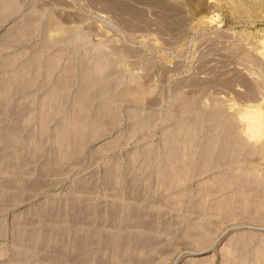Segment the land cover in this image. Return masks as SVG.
<instances>
[{
  "label": "rangeland",
  "instance_id": "1",
  "mask_svg": "<svg viewBox=\"0 0 264 264\" xmlns=\"http://www.w3.org/2000/svg\"><path fill=\"white\" fill-rule=\"evenodd\" d=\"M112 1L124 4L125 8L137 10L140 14L133 16L128 10H120L105 0H7V2L0 0V79L18 73L22 74L21 78H17L18 80L15 78L16 84L8 85L11 86L9 93L13 94H9L0 101V132L6 130L13 121H21L23 125L19 136L16 138L18 141L16 146L10 144L12 145L11 148L2 150V152L0 150V264H73L68 259L62 258L60 260V257H53L48 260V258H44L43 251L40 256L37 255V259L34 255L25 254L26 249L22 251L25 255L19 253L29 246L27 241L15 240L14 234L16 228L28 225L29 222L26 223L21 220L22 217L24 218V214L25 217L31 215L37 217L41 213L42 206L51 202H54L55 208L58 207L61 211L72 210L71 206L75 199L86 201L92 206L97 204L101 208L115 200L134 202L142 206L143 210L147 209L151 214L153 213L152 217L157 216V218L155 217V225L156 223L162 224L159 229L157 226L155 230H151V232L160 230L154 232L155 234L152 233L151 239L156 240L158 245L155 242H152L154 244L148 242L149 249H145V253L141 252L140 249L142 248L138 247L137 250L135 246L134 249L136 250L131 249V253L136 252L137 255L134 253L132 255L137 258L130 256L133 259L127 256L125 251H123L124 254L118 251L120 255L114 252L115 257L114 254H111L113 255L111 257L105 252L109 256L108 259L111 258V262L107 263L106 260V264L117 263V257H120L118 263L121 264H127L126 262L136 264L137 262L133 261L135 259L138 262L143 261L142 264H149V262H151L150 264H190V261L197 259V257H202L201 264H255L257 259L261 260L256 264H261L262 259L264 260L261 253L264 249L262 246L264 244V211H261L264 208V202L263 204L260 202L258 195H256V189L260 190L264 186V0ZM89 55L93 57L99 55L98 58L102 56L97 58L98 61H95L96 58H94V61L105 63L104 91L110 87L104 92L105 95H101L100 98L97 95L96 98L91 94L90 99L94 104L103 98L105 101L108 99V101L104 110H98L99 106L92 105V108L81 118H79L80 112H78V119L72 101L75 102L74 97L82 86V77L79 76V73L81 74L82 64ZM48 61L53 62L55 66L47 68ZM97 63L95 65L99 68L100 64ZM68 69L73 80L66 90L69 95L66 91L62 93L66 94L67 100H62L58 110L56 107L55 109L49 108L52 113L53 110H56V114L53 113L55 116L49 118V126L47 124L46 129H44L45 127L40 128V124L38 126L36 124L37 108L41 107V103H44L45 98L52 91L51 89L59 83ZM31 75L35 76V79ZM29 79L31 80L29 81ZM24 86L25 88L21 89ZM190 99L198 107L186 110L190 103L193 105ZM42 110L39 111L40 114L43 112ZM197 114L200 116V119L197 120L200 124L190 120L192 118L197 119ZM182 120L189 121L186 124ZM174 121L182 122L183 125L185 123V127L189 125L187 130L196 128L193 125L197 123L195 125L200 131L198 133L200 134L199 138H194L196 140H192L195 141L194 143L190 141L192 144L189 142L188 145L186 144L187 146L181 148L182 156L187 160H175L176 166L173 164L175 168L177 167L176 170L180 169L178 171L181 173H183L181 171L183 168H187V170L196 171L195 174L192 175L194 171L189 170L187 172L189 174H185L186 176L190 175V177H184L185 174L183 173L181 176L183 179L186 178L185 182L181 181V177H178L177 183L179 185L176 184L177 186L168 189L161 188L146 192L142 188V192H145L146 196L145 201L140 198L141 196L135 199L129 193H126L125 197L123 195L122 198L117 197L119 195L116 194L117 189L122 187L124 181L121 178L117 182L108 183L105 178L106 171L114 169L115 171L126 170L133 173L142 171L143 167L155 168L157 160L154 163L153 161L147 163V160L155 154L157 156L158 153L160 155V152H166L167 141L172 136L173 130L179 126V124H174ZM26 123L27 125L24 126ZM63 123L68 126L59 128V125ZM172 123L177 127L173 126ZM73 125H81L82 127L80 131L83 133L81 137H83V144L85 143V145H82L81 154L78 153V155L70 151L71 148H69L67 150L69 152H66L69 157L61 154L62 157H60L54 172H52L54 168L52 170L43 168L44 165L46 167L47 156L54 154L55 149L58 150L57 148L60 147V143L55 141L57 133L54 134L55 136H49L58 130L76 132L77 130H72ZM227 126L230 129L232 127L237 136L242 138L243 141L238 137L241 142L240 145L242 146L243 143V146L242 148L239 146L241 150L237 151L238 146L234 144L232 147L234 150L231 149L230 157L227 155L228 158L224 156L225 160H221L222 154L224 155L226 151L218 150V152L221 151L219 155L215 149L217 155L214 153L212 145L216 143L215 145L218 147V143L220 144L222 140L221 136L224 133V137L227 135ZM170 127L173 129H168ZM199 127L201 128L199 129ZM47 128L49 129L47 130ZM38 129L40 133L43 132L41 129H44L45 135L40 137L44 138L43 140L47 144L39 137ZM34 131L38 133L35 135L36 139L33 138ZM223 131L225 132L222 133ZM46 132L49 136L46 135ZM218 132H221V135L217 134ZM45 136H48L47 138L50 140ZM209 137H212L213 140ZM39 138L42 141H39ZM53 138L54 140H52ZM166 138L167 141H165ZM181 140L179 144L184 142L183 137ZM205 142L206 144L209 142V147L206 145L208 148L205 147ZM39 145H41L40 149ZM60 145L62 146V144ZM244 145L250 146L247 147V152L248 148L250 150L254 148V150L247 153L245 149L246 156H244L245 153L242 151ZM36 146L38 147L36 151L41 150L43 146L42 152L36 153L37 155L34 154L33 148ZM201 146H204V149ZM185 147L186 149L189 148L191 153ZM153 148L160 152L156 153L157 151L153 150L155 153L150 155L149 149ZM210 149L213 151L211 152ZM201 150H204L203 153ZM170 151L167 150L168 155L172 153ZM74 153L75 155L72 156ZM200 153L201 157L199 156ZM204 153L211 156L216 155V158L213 159ZM21 155L24 157L28 155L26 158L23 157L27 160H24ZM20 156L23 160L19 159ZM193 156L199 158L194 161L193 159L196 158ZM202 156H206L203 158L208 164L203 161L204 159H201ZM218 156L220 163L215 160ZM131 157H133V161L130 166L127 165L126 160ZM188 157H191V160L188 161ZM207 157L209 159L211 157V159L209 160ZM212 160L217 162L216 165H214L215 162L212 163ZM117 161L119 162L117 163ZM121 161L123 163H120ZM179 161H183L182 164ZM196 161L199 163L196 164ZM184 162L189 163V166L186 164L184 167ZM190 162L192 165L195 162L194 167L198 165L195 167L197 169L193 166L190 168ZM200 163L202 166H199ZM8 165H13L14 169L4 168ZM41 169L44 171H40ZM240 175L242 177L240 181L243 182L238 185ZM248 175L251 179L256 176L257 180L253 177L256 185H251L254 181L247 179ZM145 177L144 173L142 178ZM257 177L260 179L258 180ZM4 178L14 179V183H11L10 186L4 181ZM146 178L148 179V176ZM150 178L152 181L157 180V176L154 177V175ZM244 178L252 182L249 181L250 183L246 186ZM37 180L38 182H35ZM87 180L90 182H88L91 184L90 186H93V190L91 188L88 189L89 191L82 189V181L85 183ZM258 181H261V187L260 182L257 185ZM181 182L183 183L181 184ZM15 183L18 186H14ZM210 183L212 186L215 185L216 189H212L214 187ZM5 184L8 185L5 186ZM202 184L205 185L202 186ZM200 186L203 187V190H201L202 187L199 188ZM257 186L259 187L256 188ZM204 187L211 189L206 190V193ZM245 187L249 189L252 187L253 190L248 192L249 189ZM243 192L246 196H243ZM248 195L252 196L249 198ZM253 195L258 198V201L255 200L257 199L255 197L252 200ZM263 196L264 189H261L259 192L261 201H264ZM197 198L200 203H196ZM225 199L229 200L230 205ZM242 199L247 201H242ZM248 199L249 201L252 200L251 204L247 203ZM192 201L193 203H191ZM215 201L216 204H214ZM254 201L257 206L261 207V210ZM244 202L246 203L243 204ZM258 202L261 205H258ZM195 203L200 205H198V210H201L205 203L208 205L205 204L204 209L202 208L203 211H198L194 208ZM220 204L227 206L222 207ZM189 205H193V208ZM244 205H246L247 210L250 205H252V209L258 208L254 210L258 216L255 215L254 217V211L251 208L253 214H249L251 210L247 211ZM227 207L232 211L227 209L228 212ZM241 208L243 211L239 212L242 210ZM193 209L195 210L193 211ZM216 209L218 210L214 214ZM38 210L40 212L36 214ZM209 210H213V213ZM256 210L258 211L256 212ZM260 214L262 216L259 217ZM44 217V219L41 217L40 223H38L39 226L44 225L41 230L48 229L51 231L52 226H54L57 235L64 238L68 243H74L75 234L82 233V229H79L81 224H76L69 218L64 216ZM25 219L27 220V218ZM201 219L206 220V222L204 220H202L204 223L200 222ZM210 220L211 222L213 220V224L210 223ZM18 222L25 225L20 226ZM193 222L198 223L200 227L197 226L198 224L195 227ZM208 222L210 225L207 224L209 226L205 228L209 230V233L203 228ZM184 223L189 224L190 227L193 224L192 227L194 228L187 229L189 226L187 227ZM35 224V222H31L28 226L32 227ZM94 226H96L95 223ZM163 226H170V229L167 228L166 230ZM108 227L102 225L100 228L102 230L111 229ZM185 229L193 230L190 231L191 234L189 235L187 230L184 231ZM199 229L204 232H199ZM134 230H138V232L144 230L148 233V230L143 228L136 227ZM196 230L199 235L195 233ZM181 231L185 234L184 237H182ZM192 232L195 233L193 236ZM246 233L251 234L252 239L250 238L251 235L245 239ZM239 234L242 239L244 238L243 241ZM205 235L206 237L208 235L209 238H206ZM235 235L236 239L240 238L242 241L239 243L246 244L244 247L240 246L237 251L233 248V241L236 243L238 240L231 239L235 238ZM147 236L144 235L143 237ZM249 240H252L250 244H248ZM228 241L232 243H230L232 246H229ZM250 246L253 247V250ZM255 246L260 251L255 248V252ZM246 248L248 252H246ZM92 249L93 247H90V250ZM241 249L243 252L240 251ZM249 249L256 254L250 253ZM258 251L261 254L258 255ZM149 252L150 256L153 254V260L147 255ZM244 253L245 255L248 253L246 256L249 262L245 256L241 259ZM144 254L148 257L146 259L150 260L149 262L144 261L146 260ZM91 255H94V258H89ZM95 255L91 253L86 258L90 261L85 259L84 264L102 263L104 256L100 255V260ZM255 255L257 256L255 257ZM229 256L234 257V259L239 257V259L237 261V259L234 260ZM127 257L130 262L126 260ZM249 257L250 259H248ZM251 257L255 258V262L252 261L254 258ZM98 258L99 261L92 260H98ZM244 259L246 261H241ZM74 264H83V262Z\"/></svg>",
  "mask_w": 264,
  "mask_h": 264
},
{
  "label": "bare ground",
  "instance_id": "2",
  "mask_svg": "<svg viewBox=\"0 0 264 264\" xmlns=\"http://www.w3.org/2000/svg\"><path fill=\"white\" fill-rule=\"evenodd\" d=\"M105 1H107V2H110L111 4H113L114 6H116L118 9H123V10H128L133 16H137V15H139L140 13L137 11V10H132V9H130V8H125L126 6L124 5V4H121V3H117V2H114V1H112V0H105ZM6 2H7V0H6ZM91 58H90V57ZM88 56V58L87 59H85L84 60V62H83V64H82V70H81V74L79 73V76L81 75V77H82V81H81V83H82V86L80 87V89H79V91L77 92V94H76V96L74 97L75 98V102L74 101H72V105H73V108L75 107V110L77 111V114H76V117L78 118V112H80V116H79V118H81L83 115H85V113L86 112H88L91 108H92V105H94V106H99V108H97L98 110H100V109H103L104 110V106H105V104L107 103V101H108V99H107V101H105V99L103 98V99H101L98 103H96V104H94V103H92V101H91V99H90V97H91V94H92V96H94V97H96L97 98V95H99V97L98 98H100V96L102 95L103 96V94L105 95L106 93H104V92H106V90L107 89H109V88H107V87H105V88H107V89H105V91H104V69H105V63H100V62H98L99 64H100V66H99V68L95 65V63H97V62H95L96 60H97V58H98V56L97 57H93L92 55H89ZM100 57H102V56H100ZM99 57V58H100ZM93 58V59H92ZM94 58H96L95 59V61H94ZM98 58V59H99ZM103 59V58H102ZM98 61V60H97ZM99 61H101V60H99ZM93 62H95V63H93ZM102 62H104V61H102ZM45 63V62H44ZM43 63V64H44ZM49 63V64H48ZM97 63V64H98ZM47 64H48V67H47V65H45L47 68H51V67H54L55 65H54V63L53 62H51V61H48L47 62ZM97 67V68H96ZM69 72H70V70L68 69V72L62 77V79L59 81V83L54 87V88H52L51 90V92L49 93V96L47 97V98H45L46 100L44 101V103H41L42 105H41V107L39 106V108H37V112H36V124H37V126L40 124V128L41 127H45L44 129H46V127H48L49 126V124H48V120H49V118H51V116L52 117H54L55 116V111L56 110H53V113H55L54 114V116H53V113H52V110H50L49 108H51V109H55V107L57 108V110H58V108H60L59 106V104H61V102H62V100L63 99H66L67 100V97H66V94H62L63 92H65L66 90H67V87H68V85H70L71 83H72V80L73 79H71V77H70V74H69ZM17 75H20V73H18ZM17 75H14V76H9L8 78L7 77H3L2 79H4V80H2V79H0L1 81H0V101H2V99H4V98H6L9 94H13V93H9V91L11 90V86H8V85H11V84H16L15 83V81H16V79L18 78L19 79V77L21 78V76H22V74L20 75V76H18L17 77ZM31 76H33V75H31ZM35 76H33V78H34ZM40 77V76H39ZM6 78V79H5ZM16 78V79H15ZM31 78V77H30ZM32 78V79H33ZM38 78V77H37ZM36 78V79H37ZM17 79V80H18ZM35 79V78H34ZM22 80H24V79H22ZM21 80V82L23 83V81ZM31 79H29V81H30ZM8 82V83H6V82ZM25 81V80H24ZM35 81V80H34ZM17 82H20V81H17ZM33 82V81H32ZM21 83V84H22ZM31 83V82H30ZM18 85H20L19 83H17ZM106 85V84H105ZM9 88V89H8ZM23 88H25V86L24 87H21V89H23ZM112 88V87H111ZM14 90H16V89H14ZM67 92V95H69L68 94V91H66ZM111 92H113L112 90H111ZM108 93V92H107ZM114 93V92H113ZM113 93H111V95H113ZM109 94V93H108ZM115 94V93H114ZM70 97V96H69ZM73 99V98H72ZM59 101V102H58ZM184 101V100H183ZM186 101V100H185ZM190 101L193 103V105L190 103ZM190 101L188 100V103H190V105H189V108H187L186 110H190V109H193V108H197L198 106L197 105H195V103L190 99ZM43 102V101H42ZM187 103V102H186ZM23 104V103H22ZM22 104H19L20 106L22 105ZM45 105V106H44ZM187 105V104H186ZM103 106V107H102ZM188 106V105H187ZM46 107V108H45ZM53 107V108H52ZM186 107V106H185ZM184 107V108H185ZM184 108H183V110H184ZM43 109V110H42ZM40 110H42L43 112H41V114H40ZM51 112H50V111ZM168 115H170V114H168ZM42 116V117H41ZM197 116H198V114H197ZM78 118V119H79ZM171 118H172V116H171ZM168 119H170L169 118V116H168ZM198 119H200V116H198L197 117V119L195 118V119H190V120H193L192 122L194 123V121H196L197 122V120ZM34 121V120H33ZM172 121V120H171ZM187 121H189V120H187ZM186 121V122H187ZM182 122H185V120L183 121L182 120ZM182 122H179L178 121V123L177 122H173L174 124H179V126L177 127L176 125H174L173 123V126H176L177 128L175 129V130H173V132H172V136H170V138H172V139H168V141H167V138H166V140L165 141H167V148L165 149V151L167 152V150H168V152L170 151V150H172V151H170V152H172L170 155H168V152L166 153V152H160V151H155L154 150V148L156 149V147H154L153 149H149V151L151 152V153H149L150 155L152 154L153 155V153H158V152H160V155H159V153H158V155L156 156V154L155 155H153V156H151L150 157V159H148L147 160V163L149 162V161H153V163L157 160V162H156V167L155 168H150V167H143V169H142V171H136V172H131V171H126V170H124V171H115L114 169L111 171H106L107 173L105 174V178L107 179L106 181L109 183V182H114V181H118V180H120L121 178H122V180L124 181V183L121 185L122 187L121 188H119V189H117V197H120V198H122V195H123V197H125V195H126V193H129L133 198H137L138 199V197L139 196H141L140 198L141 199H145V192L143 193L142 191V188L146 191V192H149V191H152V190H159V189H161V188H163V189H168V188H171V187H175V185L176 184H178L177 182H178V177H181V181L183 180V182H185L184 180L186 179H183V173L185 174V173H187L189 170H192V169H189V170H187V168L186 169H182L181 171H183V173H181V172H179L180 171V169H178V170H176V168H175V166H176V164H175V160H187V159H185L184 158V156H182L183 154H182V149L184 148V146L187 144V143H189L190 141L191 142H193L192 140L195 138V139H197V138H199V135L200 134H198L200 131H198V127H197V125H195V124H197V123H195L194 125H193V127H195L196 126V128H191V129H189V130H187V128H189V125H188V127H187V125H186V127L184 126L185 125V123H184V125L183 124H181ZM25 123V122H24ZM47 124H48V126H47ZM166 124V123H165ZM187 124V123H186ZM190 126L192 125L191 124V121H190ZM198 124H200V123H198ZM27 125V123L26 124H24V126H26ZM183 125V126H182ZM64 126H68V125H66V124H61V125H59V128L60 127H64ZM170 126H171V124H170ZM200 126V125H199ZM23 128V125H22V123H21V121H13L10 125H9V127L6 129V130H4V131H1L0 132V139H1V144H0V150H1V152H2V150L3 151H5V150H7V149H9V148H11L10 146H16V144L18 143V141H17V137L19 136V134H20V129H22ZM38 128V127H37ZM201 127H199V129H200ZM227 130H228V132H227V130H226V132H227V135L224 137V132L225 131H223L222 133H224L222 136H221V139L222 140H224V141H220V144L218 143L219 141V139L216 141L217 143H218V147H216V143L215 144H210V145H212L213 146V150H214V153L215 154H217L216 152H215V149L217 150V152H218V150H221V151H226L225 153L224 152H222V153H224V155L222 154V156L224 157V156H229L230 157V155H231V153L232 152H230L231 151V149H233L234 150V148H232L233 147V145L234 144H236V146H238L237 147V151L238 150H241V148H242V146H243V143H242V146L240 145V141H239V139H238V137L239 136H237V133H235L236 131H233V128L231 127V129L227 126ZM44 129H41L43 132H39V129L37 130L38 131V133H40L39 134V137L40 136H43L44 137V135H45V133H44ZM49 128H47V130H48ZM80 129H82V127H81V125H73L72 126V130H74V131H76V132H72V131H65V130H58V131H53V130H50L51 132L53 131L54 133H53V135L51 134V136H49V134L46 132V135H48L49 137H52V136H55L54 134H56L57 135V137H55V141H57V142H59L60 144H62V146L59 144V148H61V149H59V148H57L58 150H56L55 149V151H54V154H52V155H50V156H47V159L45 160V164H46V167H44L43 166V168H49V169H47V170H52V168H54V170H52V172H54L56 169H57V163L59 162V159H60V157H62L63 155H68L67 153L69 152V151H67V150H69V148H71L70 149V151H73V152H75V153H80L82 150H81V148H82V145L84 146L85 145V143L83 144V137H81V136H83L82 134V132L80 131ZM168 129H173V128H168ZM40 130V131H41ZM46 130V131H47ZM37 131H34V139H36L37 137L35 136V135H37L38 133H37ZM170 131V130H169ZM168 131V132H169ZM202 131H203V129H202ZM49 132V131H48ZM171 132V131H170ZM37 133V134H36ZM165 133H166V131H165ZM164 133V134H165ZM203 133H204V131H203ZM170 134V133H169ZM169 134H167V137H169ZM216 134V133H215ZM217 134H220L221 135V132H218ZM214 135V134H213ZM213 135H212V137H213ZM239 135V134H238ZM48 136H45L46 138L48 137ZM165 136H166V134H165ZM164 136V137H165ZM15 137V138H14ZM36 137V138H35ZM182 137H183V143L181 144H179V141H182L181 139H182ZM212 137H209V138H212ZM220 137V136H219ZM41 138V137H40ZM39 138V139H40ZM214 138V137H213ZM213 138L211 139V140H213ZM217 138H218V136H217ZM239 138H241V137H239ZM42 140L44 139V138H41ZM39 140V141H42V140ZM48 139V138H47ZM46 139V140H47ZM56 139H58V140H56ZM194 139V140H195ZM48 140H50V139H48ZM52 140H54V138L52 139ZM171 140V141H170ZM214 140H216L215 138H214ZM241 141H243L242 140V138L240 139ZM44 141V140H43ZM55 141H53L54 143L53 144H55ZM196 141V140H195ZM194 141V142H195ZM210 141V140H209ZM37 142V141H36ZM48 142V141H47ZM85 142H86V140H85ZM169 142V143H168ZM190 142V143H191ZM193 142V143H194ZM213 142V141H212ZM215 142V141H214ZM213 142V143H214ZM40 143V142H39ZM41 143H43V142H41ZM44 143H46L45 141H44ZM204 143V142H203ZM209 143V142H208ZM208 143L206 144V142H205V147H207L208 146ZM221 143H223L222 145H221ZM245 144H246V142H244ZM10 144H12V145H10ZM29 144V143H28ZM47 144V143H46ZM57 144V143H56ZM192 144V143H191ZM31 145V144H30ZM37 145H38V143H37ZM43 145V144H42ZM45 145V144H44ZM58 145V144H57ZM57 145H55V146H57ZM188 145V144H187ZM186 145V146H187ZM196 145L198 146V144L196 143ZM203 145V144H202ZM207 145V146H206ZM28 146V145H27ZM40 146L41 145H39L38 147H39V149H40ZM64 146V147H63ZM164 146V147H165ZM239 146H241V148H239ZM29 147H31V146H29ZM38 147L36 146V147H33L34 148V151H35V153L34 154H36V153H38V154H40V152H42V150H43V146L41 147V150H37L36 151V149H38ZM189 147V146H188ZM202 147V146H201ZM201 147H199V148H201ZM204 147V146H203ZM202 147V148H203ZM209 147V146H208ZM207 147V148H208ZM246 147V148H245ZM247 147H250V146H246V145H244V149L242 150L244 153H245V149H246V152H247ZM13 148V147H12ZM56 148V147H55ZM84 148V147H83ZM182 148V149H181ZM201 148V149H202ZM212 148V147H211ZM239 148V149H238ZM32 149V148H31ZM65 149H66V151H65ZM185 149H186V147H185ZM188 149V151H190L189 150V148H187ZM186 149V150H187ZM204 149V148H203ZM224 149V150H223ZM249 150H248V152L249 151H253L254 150V148L252 149V150H250V148H248ZM12 150V149H11ZM13 150H14V148H13ZM153 150L155 151V152H153ZM199 150V149H198ZM209 150V149H208ZM211 150V149H210ZM213 150H211V152L213 151ZM232 150V151H233ZM33 151V150H32ZM33 151V152H34ZM58 153H57V152ZM162 151H164V150H162ZM185 150H183V152H184ZM188 151H187V153H188ZM202 151V153H203V151L204 150H201ZM200 151V152H201ZM205 151H206V149H205ZM221 151H219V152H221ZM242 151H241V153H242ZM7 152V151H6ZM29 152H30V150H29ZM28 152V153H29ZM67 152V153H66ZM72 152V153H73ZM186 152V151H185ZM209 152V151H208ZM210 152V153H211ZM219 152H218V154H219ZM247 152V153H248ZM17 153V152H16ZM71 153V152H70ZM69 153V154H70ZM75 153L72 155V156H74L75 155ZM190 153H191V151H190ZM240 153V154H241ZM250 153V152H249ZM252 153V152H251ZM33 154V153H32ZM61 154H62V156H61ZM77 154H76V156H77ZM81 154V153H80ZM165 154V155H164ZM197 154H198V152H197ZM205 154V153H204ZM204 154H202V155H204ZM217 154V155H218ZM37 155V154H36ZM79 155V154H78ZM149 155V156H150ZM185 155V154H184ZM201 155V153L199 154V156ZM205 155H207V156H209L207 153L205 154ZM220 155V154H219ZM233 155V154H232ZM238 155V154H237ZM244 156H246V153L245 154H243ZM248 155V154H247ZM22 156V158L24 157V155H21ZM21 156L19 157V159H21ZM148 156V157H149ZM189 156H190V154H189ZM197 156V155H196ZM211 156V155H210ZM215 156V157H214ZM228 156L226 157V158H228ZM234 156V155H233ZM26 157H28V155L27 156H25L24 158H26ZM67 157H69V155L67 156ZM184 159H183V158ZM186 157V156H185ZM193 157H195V156H193ZM201 157V156H200ZM206 158V156H202V158L201 159H204V158ZM211 157H213V159L214 158H216V155H212ZM211 157H210V159H211ZM222 157V158H223ZM5 158V157H4ZM23 158V159H24ZM46 158V157H45ZM66 158V157H65ZM187 158V157H186ZM190 158V159H189ZM196 159H193L194 161L195 160H197L198 158L197 157H195ZM208 158V157H207ZM218 158H219V156L217 157V159H215L216 161H220V160H218ZM222 158H220L221 160H225V157L222 159ZM231 158H233V157H231ZM230 158V159H231ZM23 159H21V160H23ZM29 159H31V158H29ZM201 159H199V162H201ZM209 159V158H208ZM209 159V160H210ZM235 159H237L236 158V156H235ZM24 160H27V159H24ZM189 160H191V157H188V161ZM192 160V161H193ZM229 160V159H228ZM233 160V159H232ZM30 161V160H29ZM47 161V162H46ZM125 161V160H124ZM127 161V165H132V161H133V157H131V158H129V160H126ZM203 161H206L205 159L203 160ZM202 161V162H203ZM26 162V161H25ZM119 161H117V163H118ZM177 162V161H176ZM180 162V161H179ZM181 162H183V161H181ZM180 162V163H181ZM198 161H196V164H198L199 163ZM207 162V161H206ZM206 162L204 163V164H206ZM215 162V161H214ZM213 162V160H212V163H214ZM120 163H123L122 161L120 162ZM180 163H178V164H180ZM191 163V165H190V168H192V166H193V168H195V167H197V166H195L194 167V164H195V162H193L194 164L192 165V162H190ZM216 163L217 162H215L214 163V165H216ZM220 163V162H219ZM223 163V162H222ZM6 164H8V163H6ZM173 164H175V166L173 165ZM182 164V163H181ZM180 164V165H181ZM187 164V162H184V167H185V165ZM189 164V163H188ZM187 164V165H188ZM201 164V163H200ZM207 164H208V162H207ZM210 164H211V162H210ZM209 164V165H210ZM121 165H123V164H121ZM126 165V167H128ZM179 166V165H178ZM189 166V165H188ZM199 166H202V164L201 165H199ZM56 167V168H55ZM182 167H183V165H182ZM2 168V167H1ZM4 168H10V169H14V167H13V165H11V166H9L8 165V167H4ZM189 168V167H188ZM199 168V167H198ZM3 169V168H2ZM158 170V171H154V170ZM175 169L176 171H173V170ZM195 169H197V168H195ZM5 170V169H4ZM46 170V171H47ZM185 170H187L186 172H185ZM2 171V170H1ZM7 171V170H6ZM40 171H44V170H40ZM45 171V172H46ZM194 170H192L191 172H193ZM50 172V171H49ZM190 172V173H191ZM195 172L196 171H194V173L192 174V175H194L195 174ZM199 172V171H198ZM197 172V173H198ZM201 172V171H200ZM199 172V173H200ZM145 173V176L147 177L148 176V179L145 177L144 179L142 178V175ZM249 173V172H248ZM104 174V173H103ZM187 174H189V173H187ZM152 175H154V177L155 176H157V180L155 179V180H151V176ZM182 175V176H181ZM198 175V174H197ZM184 177H190V175L189 176H186V174H185V176ZM192 177V176H191ZM194 177V176H193ZM248 178L247 179H251L250 177H249V175L247 176ZM254 177V176H253ZM253 177H252V179L251 180H253ZM240 179L238 180V181H240L241 180V175H240V177H239ZM255 178V180H257L256 179V176L254 177ZM258 178V180L260 179L259 177H257ZM5 180L4 181H6V183H8L9 185L11 184V183H14V179L13 180H9V179H7V178H4ZM188 180L190 179V178H187ZM245 179V181H244V184L247 186L248 185V183H250L249 181H251V180H247L246 178H244ZM180 180V179H179ZM262 180V179H261ZM1 181H3V180H1ZM17 181V180H16ZM15 181V182H16ZM143 181V182H142ZM254 181V180H253ZM34 182V181H33ZM35 182H38V180L37 181H35ZM89 181L87 180V182H83L82 181V184H81V187H82V189H84L85 191H87L88 189H90L91 188V190H93V186H90L91 184H89L88 183ZM106 182V183H107ZM183 182H181V184L183 183ZM241 182H243V181H240V182H238V185L241 183ZM252 182V181H251ZM255 182L256 181H254L251 185L253 186V184H255ZM260 182V183H259ZM2 183H4V182H2ZM28 183V182H27ZM179 183H180V181H179ZM258 183H259V185H260V187L262 186L261 185V181H258L257 182V185H258ZM8 184H5V186L6 185H8ZM22 184V183H21ZM79 184V183H78ZM211 184V183H210ZM214 184V183H213ZM244 184H241L242 186H245ZM3 185V184H2ZM14 186L15 185H17L18 186V184L17 183H15V184H13ZM12 185V186H13ZM94 185V184H93ZM142 185V186H141ZM179 185V184H178ZM203 185H205V184H202V186ZM207 185V187H208V184H206ZM237 185V186H238ZM250 185V184H249ZM256 185V184H255ZM11 186V185H10ZM16 186V187H17ZM79 186V185H78ZM156 186V187H155ZM177 186V185H176ZM202 186H200L199 188H201ZM211 186H212V184H211ZM216 186H218V185H216ZM236 186V187H237ZM212 187H214V188H212V189H216L215 188V185L214 186H212ZM249 187V186H248ZM255 187V186H254ZM259 186H257L256 188H258ZM263 187V188H262ZM261 187V189H264V186H262ZM205 188V187H204ZM241 188V187H240ZM246 188V187H245ZM252 187H250V189L249 188H246V189H249L248 190V192H251L252 190H253V188L251 189ZM255 188V189H256ZM209 189H211L210 187H209ZM208 188H205V192L207 193V191L206 190H209ZM236 189V188H235ZM234 189V190H235ZM245 189V190H246ZM260 189V190H261ZM91 190H90V193H91ZM201 190H203V187H202V189ZM238 190H240V189H238ZM245 190H243V191H245ZM257 191H256V195H258V198H259V200H260V202H262V204H263V202L264 201H261V199H260V197H259V192H260V190L259 189H256ZM89 191V190H88ZM197 191H199L198 189H197ZM255 191V190H254ZM259 191V192H258ZM200 192V191H199ZM198 192V193H199ZM204 191H203V193H205ZM241 192H242V189H241ZM246 192V191H245ZM258 192V193H257ZM263 192V191H262ZM261 192V193H262ZM93 193V192H92ZM201 193V192H200ZM244 193V192H243ZM247 193V192H246ZM260 193V194H261ZM263 194V193H262ZM181 195V194H180ZM254 195H255V193H254ZM253 195V199L252 200H254L255 198H257V197H255ZM243 196H246L245 195V193H244V195ZM249 196V198H250V196H252V195H248ZM247 196V197H248ZM261 196V195H260ZM92 197H94V196H92ZM255 197V198H254ZM264 197V196H263ZM79 198V197H78ZM94 198H96V197H94ZM139 198V199H140ZM243 198V197H242ZM246 198V197H245ZM258 198L257 199H255L256 201H258ZM198 199V198H197ZM93 200V199H92ZM119 200V199H118ZM226 200H228V199H225V201ZM246 200V199H245ZM245 200H243L242 199V201H245ZM251 200V201H252ZM264 200V199H263ZM145 201V200H144ZM148 201V200H147ZM195 201V200H194ZM200 200L198 199V201L196 202V203H200L199 202ZM225 201H223L224 203H225ZM247 201V200H246ZM251 201H249V199H248V202L247 203H249V204H251ZM203 202V201H202ZM201 202V203H202ZM220 202V201H219ZM228 202H229V200H228ZM228 202H226V203H228ZM260 202H258V205L260 204ZM191 203H193V201L191 202ZM190 203V204H191ZM195 203V205H194V208L195 209H197L198 210V207L200 206L199 204V206L197 205ZM217 203H218V201H217ZM223 203V204H224ZM234 203V202H233ZM246 202H244L243 204H245ZM254 203H255V201H254ZM253 203V204H254ZM110 204V203H109ZM107 205L106 207H104V208H101V206H99V205H97L96 204V206H92V205H90V204H87V202L86 201H83V200H81V199H75L74 200V202H73V204H72V206H71V208H72V210H68V211H61L60 210V208H55V206H54V202H51V203H46V204H44L43 206H42V208H41V213L39 214V212H40V210H38V211H36V214H39L37 217H33V215H31V216H27V217H25V214L23 215L24 216V218H27V220L25 219L24 221L26 222V223H28V225L32 222V223H36L34 226H32V227H29L28 225H26V226H24L25 224H21L22 222H21V220H20V222L21 223H19L20 224V226H24V227H20V228H16V232H15V237H14V239L15 240H22V241H27V243H28V246H29V248H24L23 250H21L19 253H22V251H25V249L27 250V251H25V254H30V256H32V255H34L35 256V258L37 257L38 258V256L37 255H39L40 256V254H41V252H42V254L44 255V258L46 257V259L48 258V260H49V258H53V257H57V258H61L60 260H62V258L63 259H68L71 263H76V262H79V263H81V262H83V264L85 263L84 262V260L88 257V256H90V254L91 253H93V254H96L95 255V257L96 256H98L99 258H100V260H101V257H100V255L104 252V254H102L101 256H104V260L102 259V263H99V264H106V260H107V263H109V261H110V259H108L109 258V256L111 255V254H114V257L116 256L115 255V253L114 252H117L118 253V251L119 252H121V254L123 253L124 254V252L123 251H125V253L127 254V256H133V258H137V257H135L134 255H132V253H134V252H132L131 253V249L133 250V251H135L136 249H134V247L136 246V248H137V250L139 249L138 247H140V248H142V249H144V251H142V249H140L141 250V252H143V253H145V249H149L148 248V242H151L150 244H154V243H152V242H155L156 243V240H151L152 239V237H153V234L152 233H154V232H151V230L152 229H154L155 230V228L157 227V229H159L160 227V225H162V224H160V225H158L157 223H156V225H155V222H156V218H157V216H155V217H152L153 215V213L151 214L150 212H149V210H147V209H145V210H143L142 209V206H140V205H138V204H136V203H132V202H122L121 200L120 201H117V200H115V201H112V203L110 204V205ZM189 204V203H188ZM206 205H208L207 203H205ZM205 204H204V206L203 207H205ZM214 204H216V201L214 202ZM219 204V203H218ZM217 204V205H218ZM229 205H230V202L228 203ZM232 204V203H231ZM236 204V203H235ZM55 205H57V203H55ZM221 205V204H220ZM255 205L257 206V203H255ZM261 205V204H260ZM264 205V204H263ZM145 206V205H144ZM188 206V205H187ZM189 206H191V205H189ZM197 206V207H196ZM201 206V207H202ZM210 207H211V205H209ZM209 206H208V209H209ZM214 206V205H213ZM222 207L223 206H227V205H221ZM243 206V205H242ZM241 206V207H242ZM248 206V205H247ZM251 206L252 205H250V208H251ZM96 207V208H95ZM192 208H193V205L191 206ZM200 207V208H201ZM202 207V208H203ZM207 207V206H206ZM216 207V206H215ZM218 207V206H217ZM216 207V208H217ZM231 207H234L233 205H231ZM246 207V205H244V208ZM257 207H259V206H257ZM263 207V206H262ZM190 208V207H189ZM192 208H190V209H192ZM201 208V210L203 211V209ZM220 208V207H219ZM236 208V207H235ZM247 208V207H246ZM245 208V209H246ZM246 209L247 211H250L251 209ZM261 207H259V209H260ZM195 209H193V211L195 210ZM206 209V208H205ZM211 209H213V207H211ZM220 209H222V208H220ZM228 209V207L226 208V210ZM242 209V208H241ZM255 209H258V208H256L255 207ZM254 208L252 209L253 211L255 210ZM264 208H262V210L261 211H264L263 210ZM151 210V209H150ZM196 210V211H197ZM200 210V209H199ZM198 210V211H199ZM200 210V211H201ZM217 210L218 209H216V211H214V214H215V212H217ZM229 211H232V209L230 210V209H228ZM227 210V211H228ZM246 210H244V211H246ZM251 210V212H249V214H253V211ZM259 210V211H260ZM85 211V212H84ZM191 211V210H190ZM208 211V210H207ZM209 211H211V210H209ZM213 211V210H212ZM211 211V212H212ZM222 211H223V209H222ZM221 211V212H222ZM226 211V212H227ZM228 211V212H229ZM238 211V210H237ZM237 211H236V213H237ZM243 211V209L240 211L239 210V212H242ZM246 211V213L248 214V212ZM258 210H256V212H257ZM260 211V212H261ZM59 212H60V214H59ZM205 212V211H204ZM210 212V213H211ZM220 212V211H219ZM224 212V211H223ZM259 212V213H260ZM27 213V212H26ZM201 213V212H200ZM206 213H208V212H206ZM209 213V214H210ZM213 213V212H212ZM264 213V212H263ZM263 213H261L262 215H263ZM31 214H33V213H31ZM186 214V213H185ZM204 214V213H203ZM259 215V217L260 216H262V215ZM41 215V216H40ZM43 215V216H42ZM202 215V214H201ZM206 215V214H205ZM255 211H254V217H255ZM44 216H46V217H49V218H55V217H60V216H64L65 218H69V219H71V220H73V222L74 223H76V224H81L80 226H79V229L81 230L82 229V233L80 234H78V233H76L75 234V236H74V243H68V242H66L65 240H64V238H61V236H58L57 234V230H55V228H54V226H52V228H51V231L50 230H44V231H42L41 229H42V227L44 226V225H42V226H39L40 224H38V223H40V219H41V217H43V219L45 218ZM211 216V215H210ZM210 216H208L209 217V219H211V217ZM256 216H258V215H256ZM30 219H29V218ZM31 219H34V220H32L31 221ZM202 220H204V219H201V221L200 222H202ZM44 221V220H43ZM45 222V221H44ZM199 222V223H200ZM204 222H206V220H204ZM204 222H202V223H204ZM212 222H213V220H212ZM211 222V220H210V223H212ZM94 223L96 224V226H94ZM167 223V222H166ZM168 223H170L169 221H168ZM168 223H167V225H168ZM173 223H174V220H173ZM195 223V227H200L199 226V224L198 223H196V222H193V224ZM210 223L208 222V223H206L205 224V226L203 227V226H201V227H203V228H205L206 226H209L210 225ZM165 224V223H164ZM187 227L189 226V224H186V223H184ZM192 224V225H193ZM196 224H198L197 226H196ZM207 224H209V225H207ZM213 224V223H212ZM102 225H106V226H109L108 228H111V229H108V230H102L100 227L102 226ZM155 225V226H154ZM170 225H171V223H170ZM181 225V224H180ZM184 225V226H185ZM192 225H191V227H192ZM194 226V225H193ZM136 227H138V228H143V229H147L148 231V233H146L144 230L142 231H140L139 230V232H138V230L136 231V230H134V228L136 229ZM187 227H185V228H187ZM190 226L187 228V229H190L191 228ZM163 228H166V230H167V228L168 229H170V226H163ZM184 228V227H183ZM192 228H194V227H192ZM187 229H185L184 231H186ZM198 229V228H197ZM206 229V228H205ZM183 230V229H182ZM191 230H193V229H191ZM191 230H187L186 232L187 233H189V235L191 234L190 233V231ZM195 230V229H194ZM200 231L199 232H201V229H199ZM203 230V229H202ZM207 230V229H206ZM150 231V232H149ZM160 230H156V232H159ZM208 231V233H209V230H207ZM155 232V233H156ZM161 232H162V230H161ZM174 232V231H173ZM172 232V234L174 235V233H176V232H174L173 233ZM182 232V231H181ZM185 232V233H186ZM195 232V231H194ZM204 232V231H203ZM203 232H201V233H203ZM42 233V234H41ZM154 233V234H155ZM180 233V232H179ZM193 233V232H192ZM196 234H197V230H196V232H195ZM195 233H193L192 234V236L195 234ZM169 234H170V231H169ZM171 234V235H172ZM181 234V233H180ZM182 234H183V236L182 237H184V233L182 232ZM246 234H248V233H246ZM244 235V238L246 237H249L250 235L248 234V235ZM147 236V237H143V236ZM171 235H169V236H171ZM172 235V236H173ZM197 235H199V233L197 234ZM197 235H195L196 237H197ZM200 235H204V234H200ZM209 235V234H208ZM207 235V237L209 238V236ZM240 235V234H239ZM242 235V236H243ZM178 236H181V235H178ZM187 236V235H186ZM186 236H185V238H186ZM234 236V235H233ZM232 236V237H233ZM237 236H238V234H237ZM254 236V235H253ZM156 237V235L154 236V238ZM188 237V236H187ZM196 237H195V239H196ZM201 237H204V236H201ZM205 237H206V235H205ZM204 237V238H205ZM206 237V238H207ZM147 238H149V239H147ZM190 238V237H189ZM194 238V237H193ZM240 238H241V235H240ZM240 238H237L236 239V235H235V238H231L232 240L233 239H236L235 241H237L236 243H234V241H233V248H234V250L236 249V251H237V249L239 250V248H240V246H242V247H244V245L246 246V244H241V243H239L241 240L243 241L244 240V238L242 239L241 238V240H240ZM245 238V239H246ZM251 239H252V235H251V237H250ZM253 238H255V237H253ZM147 239V240H146ZM194 239V240H195ZM248 239V238H247ZM197 240H198V238H197ZM200 240V239H199ZM202 240H204V239H202ZM201 240V241H202ZM253 240H255V239H253ZM230 241V240H229ZM229 241L227 242V243H229ZM241 241V242H242ZM250 241L252 242V240H249V242H248V244H250ZM231 243V242H230ZM229 243V246L232 244H230ZM244 243V242H243ZM245 243H247V242H245ZM149 244V247L151 246ZM157 244V243H156ZM236 244V245H235ZM241 244V245H240ZM247 244V245H248ZM261 244V243H260ZM259 244V245H260ZM158 245V244H157ZM262 245V244H261ZM260 245V246H261ZM155 246V245H154ZM232 246V245H231ZM258 246V245H257ZM260 246H258V247H260ZM262 246H264V244L262 245ZM261 246V247H262ZM90 247H93V249L92 250H90ZM153 247V246H152ZM156 247V246H155ZM154 247V248H155ZM226 247V246H225ZM250 247H252V246H250ZM258 247L256 248V246L254 247V251L256 250V249H258ZM232 248V249H233ZM247 248H248V246H247ZM246 248V249H247ZM256 248V249H255ZM245 249V250H246ZM251 249V248H250ZM250 249H249V251H250ZM261 249V248H260ZM151 250H153L152 248H151ZM231 250V249H230ZM244 250V251H245ZM252 250H253V247H252ZM250 251V253L251 252H253V251ZM259 250V249H258ZM262 250V249H261ZM45 251V252H44ZM108 251V252H107ZM110 251V252H109ZM130 251V252H129ZM150 251V250H149ZM240 251H242L243 252V249H241ZM240 251H238L239 252V254H240ZM260 251V250H259ZM258 251V252H259ZM95 252V253H94ZM102 252V253H101ZM105 252L106 253H108L109 254V256L107 255V254H105ZM113 252V253H112ZM131 253V255H129V253ZM246 252H248V249H247V251ZM256 252V251H255ZM101 253V254H100ZM137 253H138V251H137ZM249 253V254H250ZM254 253V252H253ZM261 253H262V255L264 256V249H263V252L261 251ZM260 252L259 253H257L258 255L259 254H261ZM22 254H24V253H22ZM24 254V255H25ZM99 254V255H98ZM119 254V253H118ZM134 254H136V252L134 253ZM140 255H142L141 253H139ZM138 254V257L140 256ZM226 254V253H225ZM232 254V253H231ZM234 254V253H233ZM236 254H237V256H238V253L236 252ZM254 254H256V253H254ZM107 255V256H106ZM120 255V254H119ZM118 255V256H119ZM137 255V254H136ZM145 255V254H144ZM147 255H150V252H149V254H147ZM247 256H248V253L246 254ZM245 255V253H244V255L242 254V258L241 259H243L244 258V256H245V258H246V260H247V256ZM253 255V254H252ZM252 255H249V256H252ZM92 256V257H91ZM89 258H94L93 256L94 255H91ZM113 255H111V257H112ZM124 256V255H123ZM231 256H233V255H231ZM241 256V255H240ZM257 255H255V257H256ZM107 257V258H106ZM124 257H126V256H124ZM142 258H143V256H141ZM140 257V258H141ZM150 257V256H149ZM261 257V256H260ZM260 257H259V259H260ZM36 258V259H37ZM42 258H43V256H42ZM99 258H98V260L96 259H92V260H94L95 262L96 261H99ZM118 258H120V257H117V263H118ZM123 258V257H122ZM121 258V259H122ZM131 258V257H130ZM133 258H131V259H133ZM145 259L146 258H148L146 255H145V257H144ZM229 258H232V257H230L229 256ZM229 258H227V260L229 259ZM251 258H254V257H251ZM262 258V257H261ZM123 259H125V258H123ZM232 259H234V257L232 258ZM237 259V261H238V259H239V257H235V259L234 260H236ZM248 259H250V257L248 258ZM87 261H90V259L88 260V259H86ZM91 260V261H92ZM126 260H128L129 262H130V260L128 259V257L126 258ZM136 260V259H135ZM135 260H133L134 262H137V263H139V264H142V262L143 261H141V262H138L137 260L135 261ZM138 260H139V258H138ZM230 260V259H229ZM233 260V262H235ZM245 259L244 260H241V261H246ZM252 260V259H251ZM250 260V261H251ZM261 260V259H260ZM260 260H258L257 259V261L255 262V258H254V260H252L253 262H255V264L259 261L260 262ZM58 261V260H57ZM103 261H104V263H103ZM120 261H122V260H120ZM125 260H123L122 262H124ZM144 261H150V260H144ZM240 261V262H241ZM262 261H263V264H264V260L262 259ZM262 261H261V264H262ZM63 262V261H62ZM68 262V261H67ZM111 262V261H110ZM113 262V261H112ZM133 262V263H134ZM228 262V261H227ZM247 262H249L248 260H247ZM88 263V262H87ZM116 262H114L113 264H115ZM116 263V264H117ZM120 263V262H119ZM118 263V264H119ZM127 264H130V263H128V262H126ZM136 263V264H137ZM151 262H149V264H150ZM228 263H230V262H228ZM243 263V262H242ZM245 263V262H244ZM252 263V262H251ZM121 264V263H120ZM123 264V263H122ZM131 264H132V262H131ZM146 264V263H145ZM236 264V263H235ZM254 264V263H253Z\"/></svg>",
  "mask_w": 264,
  "mask_h": 264
},
{
  "label": "crops",
  "instance_id": "3",
  "mask_svg": "<svg viewBox=\"0 0 264 264\" xmlns=\"http://www.w3.org/2000/svg\"><path fill=\"white\" fill-rule=\"evenodd\" d=\"M20 218H21V216H20ZM21 220H25V218L22 217ZM150 257H151L150 259L153 260V254ZM201 258L202 257H197V259H194V260L190 261L191 262L190 264H201V260H202Z\"/></svg>",
  "mask_w": 264,
  "mask_h": 264
}]
</instances>
